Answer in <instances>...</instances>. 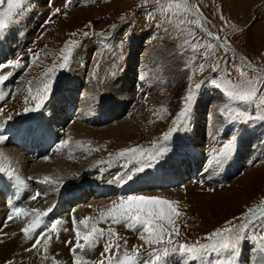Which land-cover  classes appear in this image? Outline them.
I'll return each instance as SVG.
<instances>
[{
    "label": "rangeland",
    "instance_id": "1",
    "mask_svg": "<svg viewBox=\"0 0 264 264\" xmlns=\"http://www.w3.org/2000/svg\"><path fill=\"white\" fill-rule=\"evenodd\" d=\"M186 2L188 7H185L183 0H158V2L149 0L148 3H145V0H48L42 12L43 22L39 24L33 37L18 42L14 37L10 39L7 35L14 33L12 29L21 23V20L24 21L28 10L36 5L33 0H25L24 8L27 11H23L16 22L0 34V52H3L0 64H9L13 60L20 59L24 65L21 68H0V76H8L0 87V91L5 94V99L0 100V110H2L0 124L6 121L11 122L12 125L23 124L29 120L54 121L56 116L50 114L54 110L53 99L59 97L62 86L66 87V90L67 86L74 83L79 85V100L83 102L84 109L88 112L92 108L97 109L94 113L90 111V116L80 117L77 107L75 115L72 119L66 120L65 125L55 123L57 133L52 124H47L48 128L53 130L55 137H58V141L54 142L52 148L50 147L54 151V155L53 152L49 153L51 157L44 152L34 156L26 151L20 152L30 157L32 164L53 158L76 163L86 157L87 160L85 159L84 162L88 164L84 169L81 164L78 165V162V171L50 177L58 181V185L40 182L45 176L23 175L16 168L14 161L7 154H3L5 171L0 172L6 173L7 178L15 183L18 182L13 173L30 179L31 187L42 194L35 200L30 198L25 201L20 195L14 203L19 202L18 207L27 210L30 204L34 203L35 208L38 206L41 212H47L51 208L53 220L59 218L65 221L60 226L59 238L53 235L43 264H62L63 259L67 261L63 264H74V257L70 251L75 244L73 215L77 221L87 217L98 218L102 211H107L113 201L118 202L120 197L143 195L178 202V210L183 214L177 220L180 236H174L173 239L190 245L197 242L210 243L207 236L216 229L223 228L227 221L232 220L234 224L239 225L244 222V214L249 209H264V171H262L264 170V120L255 118L258 113L254 106L260 103L261 93H264V86L260 83L264 80V0H249L245 10L240 8V0H186ZM177 4L180 7H176ZM6 7L5 2L4 5H0V10ZM83 8L87 9L82 13V20L78 15L71 14ZM56 9H60L59 14L52 15ZM197 18L200 20L199 24L195 22ZM66 27L68 28L65 29ZM207 32L213 35L208 36ZM4 37L8 38L10 44L16 42L8 49L9 54L5 53L7 49L2 46ZM214 37L219 38L214 39ZM227 46L233 50L231 51ZM34 53L38 54L35 64L31 62ZM65 56L68 57L66 62L63 60ZM61 63L65 64L63 68L60 67ZM128 65L131 70L127 68ZM213 66L219 70L218 73L213 71ZM253 66L260 78H253L260 87L254 104L249 105L238 99L229 98L223 88L242 84V71L247 76ZM49 69L54 71L51 73V91L48 97L38 111L25 112L26 107H34L36 103L30 98L29 88L31 95H35L44 83L49 82V78L45 75ZM124 75L129 76V79L131 77L128 88L126 85V89H129L127 91L120 90L122 86L125 87L122 80ZM213 78L222 86L221 88L211 83ZM201 82L204 83L195 95L188 116L181 123H175L176 116L184 107L183 98L187 94V89L189 87L195 89V85ZM122 93H126L124 105L119 104L121 103L119 101H123ZM26 98H28L27 103H25ZM118 106L121 110L114 113L113 109ZM222 108L226 109L224 113H221ZM237 109L247 110L252 114V118L229 116V112ZM108 110L109 113L113 112V118L100 121L97 116L103 114L102 111ZM198 114L202 116L200 121L198 118L202 125L199 129L201 133L199 141L194 140L193 136ZM92 117L99 122H93ZM75 124L94 129L96 140L94 136L74 139L68 135L67 129ZM42 127L43 125L41 128L34 127L36 133L28 132L26 138L28 139L30 135L37 136L43 130ZM61 127L63 129L60 130ZM172 129L178 130L173 132L167 142L168 150L162 157L152 162V166H145L144 171L136 173L128 183L115 182V177L137 166L135 163L117 160L116 154L119 151L136 146L149 149L153 147L154 142L163 145V134ZM112 132H120L122 135L111 136ZM102 136L108 137V141L101 142ZM69 137H71L69 145L61 148V143ZM232 137L236 138V142L231 155L222 165H216L212 162L213 149L220 147ZM11 138L12 133L8 135L9 141ZM15 138L13 134V139ZM9 141L6 140L0 144V147L17 149ZM89 148L91 150H85ZM193 160L195 163L192 162ZM182 161H187L191 168L195 167L199 170L197 177L180 178L175 185L170 186H161L162 182L160 186L156 185L154 188L139 186L146 181L157 182L168 179L173 174L174 168ZM252 169H256L257 184L247 186L242 182L240 184L235 182ZM231 171L228 182H214L222 175L228 177ZM204 173L209 175V179H205ZM231 182L238 186L230 191L231 194L236 190L241 191L240 195L235 192V195L241 199L238 207L210 208L202 227L198 231L187 232L185 230V225L189 223L187 216L191 215L190 209L197 208L195 203H199V200L206 205L216 201L219 203L218 199L222 197L224 191L230 190L228 187ZM112 183L123 187L121 194L98 193L106 191L105 188ZM5 185L7 186V183ZM90 189L93 194L91 192L86 198L77 197L80 191L84 193L85 190L88 192ZM30 192L36 193L34 190ZM194 196L196 199H192ZM188 197L191 199L187 200ZM10 198L11 196L7 200L1 199L2 206L6 212H9V216L12 215V210L7 207ZM104 200L108 202L103 208L89 214L81 211L78 215L76 212L79 207L93 206ZM248 223L247 238L237 249L238 264H261V261H264V252L259 251L262 243L259 237L264 234V228H261L264 219L258 215ZM97 226L104 229L113 228L123 238L120 241L122 250L124 240L127 241L129 252L134 246H143V241L139 239L141 231L139 227L132 230L126 226V222L115 224L111 221L100 222ZM80 228L84 230L83 225ZM69 240L72 241L71 245L67 243ZM34 242L35 238L30 246H24L22 250L30 248ZM104 243L105 240H101L99 246L92 250L85 249L81 252L78 249L77 254L86 264H98L104 251ZM147 251V246L141 247V252L145 256ZM229 255L227 252L212 253V258L226 259ZM119 258L122 259V256ZM171 259L172 264H182L184 257L179 253H173ZM190 264H199V262L191 261Z\"/></svg>",
    "mask_w": 264,
    "mask_h": 264
},
{
    "label": "snow or ice",
    "instance_id": "2",
    "mask_svg": "<svg viewBox=\"0 0 264 264\" xmlns=\"http://www.w3.org/2000/svg\"><path fill=\"white\" fill-rule=\"evenodd\" d=\"M7 3V7L4 10H0V34L4 33L13 23L16 22L17 17L23 12L27 11L24 8L25 0H0V5ZM149 0H145L148 3ZM158 2V0H157ZM185 7H188L186 0H183ZM171 7V5L169 6ZM176 7H180L179 4ZM199 9L197 8V12ZM60 9H56L52 15L59 14ZM196 23H200L197 18ZM87 35V33H84ZM208 36H212L211 32H207ZM219 37H214L218 39ZM195 47V45H194ZM38 54H33L32 63L35 64ZM67 56L63 58L66 62ZM64 63L60 64L63 68ZM5 67H24L20 59L11 61L9 64H0V68ZM201 67H203L201 65ZM54 69H49L45 75L49 78V82L43 84V87L38 90L35 95H31V88H29L30 98L34 100V107H26L25 112L38 111L48 94L51 91V73ZM213 71L218 73V69L213 66ZM11 75V73H9ZM243 83L240 85H232L231 87H224L223 91L229 98L238 99L242 103L253 105L260 92V87L254 82V79H260L257 76L255 68L250 71L249 75H245L242 71ZM8 76H0V83L7 80ZM202 83L195 85V89L189 87L187 89V94L184 99V107L182 111L176 116L175 123L179 124L186 118L191 110L192 104L195 100V95L198 93L199 89L202 87ZM211 83L217 88L222 86L217 84L216 79L213 78ZM230 83V82H226ZM261 86H264V80H261ZM260 103H256L255 109L258 113L255 118L264 120V93H261ZM5 99V94L0 91V100ZM25 99V103H27ZM2 111V110H0ZM226 109L222 108L221 113H224ZM229 116L235 118L251 119L252 114L247 110H235L229 112ZM178 129H172L169 132L163 134L162 140L163 145H159L156 142L153 143V147L149 149H144L142 146H136L133 148H125L116 154L117 160H125L127 163H135L137 166L134 169L126 171L123 175H119L114 178L115 182L128 183L131 181L136 173L144 171L145 166H152V162L158 160L162 157L167 149V142L170 140L174 131ZM8 138L4 135H0V144L4 143ZM71 137L68 140H64L60 147H67ZM236 138L232 137L227 142L223 143L220 147L213 149L212 152V162L216 165H222L225 160L229 158L231 152L234 148ZM85 150H91L85 149ZM0 171H5L3 166V154L0 153ZM14 178L17 182L23 186L24 181L13 173ZM44 184L58 185V181L52 180L50 177L45 176L42 181ZM112 181H110L111 183ZM209 191H215L214 189H209ZM42 194L36 192L32 199L35 200ZM178 202L171 201L168 199L158 198V197H147L143 195H129L127 197H120L119 201H113L112 205L107 209V211H102L98 218L87 217L83 220L77 221L73 215V226L75 231V244L71 247L70 251L74 257V264H84L81 260V256L77 254L79 249L83 252L85 249L92 250L99 246L101 240H105L104 251L101 253L100 260L98 264H172V254L179 253L184 257L182 264H190L191 261H198L199 264H238L237 260V249L241 246L242 241H244L246 236V230L249 228V221L252 218L259 215L261 219H264V209L251 210L249 209L243 217L244 222L236 225L234 221H227L223 228H218L207 236V240L210 243L200 244L199 242L194 244L179 243L178 240H174L173 237L180 236V226L177 220L182 215L177 207ZM52 211L51 208L47 212H41L38 209L27 210L20 207L12 208V215L8 217V220L13 219V217H27L29 212L34 213V219H32L28 225L22 229L26 237L32 239L35 237V242L31 248L26 249V251H39L40 246L43 241L44 251L47 252L50 241L53 235L59 238L60 226L65 223L61 219H55L50 222V224L44 229L37 233V229H40L43 224V218L47 217ZM111 221L115 224H121L126 222V226L129 229L135 230L138 227L141 229L139 233V239L143 241V246H147L148 251L145 256L141 252V247L134 246V248L129 252L127 249V241L124 240L123 250L121 248L120 241L123 239L119 234L111 227L104 229L97 225L100 222ZM79 225L84 226V230H81ZM264 228V225H261ZM67 231V229H64ZM262 243L260 244L259 251L264 252V234L260 237ZM83 241V242H82ZM68 244H72V241H67ZM222 252L229 253V257L226 259L212 258V253L220 254ZM122 256V259L119 257ZM45 259L47 257H44ZM7 264H13L10 260ZM264 264V261H261Z\"/></svg>",
    "mask_w": 264,
    "mask_h": 264
},
{
    "label": "bare ground",
    "instance_id": "3",
    "mask_svg": "<svg viewBox=\"0 0 264 264\" xmlns=\"http://www.w3.org/2000/svg\"><path fill=\"white\" fill-rule=\"evenodd\" d=\"M47 1L48 0H33V2L36 5L33 8L31 7V9L28 10L27 14L25 15L26 19L24 18L25 19L24 21L21 20V23H18L12 29V32H14V33L12 35H7V37H9L10 39L14 37L18 42L24 40L25 38L26 39L27 38H29V39L32 38L33 34L36 32V29L38 28L39 24H41L43 22L44 16L42 15V12H44L43 10H44V7H45ZM248 2H249V0H240V4H241L240 8L245 10L248 7ZM86 9L87 8H85V9L83 8V9L75 11V12H73L71 14H73V15L76 14L79 17H81V16H83V14H82L83 11L86 10ZM91 13H92V11H91ZM93 13H94V11H93ZM81 20H82V17H81ZM202 20L204 21L203 18H202ZM58 26H59V24H58ZM74 27H76V26L74 25ZM67 28L68 27H66L65 29H67ZM4 40L5 41H3L2 46H3V48L7 49L5 53L9 54L10 50H8V49H10L11 46H14L16 42L13 41V43L10 44L8 42V38H5V37H4ZM14 48L15 47H13V49ZM227 48L230 49L231 51L233 50L229 46H227ZM16 50H17V47H16ZM1 56H2V54L0 55V58H1ZM130 64H132V63H130ZM129 65L127 67L128 69L130 68ZM129 70H131V69H129ZM131 72H133V71H131ZM122 80H124V84H125L124 86L125 87L122 86L123 89H124V90H122V87L120 86L121 87L120 90L121 91L129 90V89H126V85H127V88H128V85H129L128 82H129V80H131V77L129 79V76L124 75L122 77ZM2 84L3 83H0V87L2 86ZM78 87H79V85H77L75 83H74V85L72 84V85L67 86L68 89H66V90H65L66 87L62 86L60 88V91H62L61 94H60L61 96L58 95L59 97H55L53 99V101H52L54 110L51 111L50 114L53 115V116H56L54 121H49V120L46 119L47 120L46 122L45 121L36 122V123H38L36 126H34V123H32L33 127L30 128V129H29V124H26L25 126L17 129L14 132V135L17 138L18 144L19 145L24 144L25 140L27 139L26 136H27L28 132L30 134H35L36 131H35L34 127L41 128V125H43L42 129L45 130L46 137H48L50 140L54 139L55 138V134H54L53 131L51 132V130L48 128L47 124L48 123L52 124L53 128L55 129L54 130L55 133H57L56 132L57 126L55 125V123H59L61 126L65 125L66 120L72 119L73 116L75 115V110H76L77 107H78V114H79L80 117L90 116L91 115L90 111H93V113H94V111H96L97 109L95 110V109L92 108L89 112L86 109H84V107L82 105L83 102L81 103L80 100H79ZM122 95H123V97H122L123 101H119V102H121L119 104L124 105V102H126V99L124 98L126 96V93H122ZM118 99H119V97H118ZM95 106H94V108H95ZM113 110H114V113H116V112L121 110V107H119V106H118V108L115 107ZM122 111H123V109H122ZM73 112H74V114H73ZM102 112H104V113L97 116V118L100 121H108L109 119L113 118L112 117L114 115L113 112L109 113L110 112L109 110L108 111H102ZM94 117H96V116H94ZM161 117H163V116H161ZM201 117L202 116L200 114H198V117L196 118L195 125H194L193 136H194V140H197V141H199L200 137H201V133L199 132V129L202 127V125L199 122ZM198 118H199V121H198ZM160 119H162V118H160ZM92 121L93 122H96V121L99 122L97 119H94L93 117H92ZM136 124H135V126H136ZM67 126H69V125H67ZM59 129L61 130V129H63V127L59 128ZM64 129H66V128L64 127ZM8 130L12 131L13 128L9 129L7 127L5 130L4 129H0V135H4L3 134L4 131H8ZM67 131H68V135H70L74 139L86 138L87 136L88 137H92V136H94V132H96L94 129H88V128L84 127L82 124L72 125V126H70L67 129ZM119 134L122 135V133H120V132H112L111 136H115L116 137ZM95 140H96V137H95ZM107 141H108V137H106V136H102L101 137V142H107ZM93 143H94V141H93ZM30 150L33 151V148H31ZM20 152L21 151H19L17 149H10V148L0 147V153L7 154L14 161V164H15L16 168L19 170V172H21L23 175H27V176H30V177L31 176H49V177L59 176V175H63L65 172H70L71 173L73 171H78V168H77V163L78 162H79L78 165L81 164L83 169L88 164L87 162H84L86 157L85 158L84 157L81 158L76 163H69L68 161H64L63 159L53 158L51 160L43 159V160L39 161L36 164H32L31 162H33V161H31V159H29L30 157L25 155L24 152L23 153H20ZM52 155H54V151H53ZM48 156H50V155L48 154ZM240 158H241V156H240ZM239 161L240 160H238V162ZM192 162L195 163V160H193ZM238 162H237V164H238ZM184 163H187V165H184ZM230 169H233V167H230ZM232 171L230 172V175L228 177H226L227 175H222L221 177L216 178L214 180V182H216V181L217 182L218 181L219 182H226L227 180H229V178H231ZM255 171H256V169L255 170L252 169L250 171H247V173H245L244 176H242L240 179L238 178L237 181H235V182L238 183V184H240L242 182V183H244L243 185L246 184L247 186L248 185L252 186L254 184H257V179H256L257 173H255ZM262 171H264V170H262ZM79 172H81V171H79ZM198 172H199V170L196 169L195 167L191 168L187 161H182L179 166L174 168L173 174L171 175L172 177L169 175L171 178L167 177L168 179H165V180L161 179V181H157V182L146 181V182L140 183L139 186H146V188H154L156 185H160L161 182H162L161 184H163V186L164 185L165 186L175 185L177 183V181L180 180V178H184L185 179V178H188L190 176L197 177ZM3 175H4V172H0V176H3ZM203 176L205 177V179H209V175L208 174L204 173ZM6 180H7L6 178L0 177V264H7V262L10 261V260L13 262V264H43L46 261V259L44 258V257H46V254H45L46 252L44 251V248H43V241H42V244H41L40 249H39L38 252L37 251L22 250V247L30 246L32 244L33 238L32 239L27 238L25 233L22 231V229L25 228L32 219L35 218L34 217V213L29 212V215L27 217H19V218L13 217V219L8 220V217H9L8 213L9 212H6V210L3 208L2 201H1L2 198H6L7 199L8 195H11V192L9 191V187L5 185ZM231 183L232 184H230V186L228 187V188H230V190H227V192L229 194L226 191H224V194L222 195V197L218 199V201H220L219 203L216 201L215 203L211 202L212 204H207L206 205L204 202H202V200H199L200 204L197 203V202H196L197 204L195 203L197 208L190 209L191 215L187 216L188 217L187 220L189 222L188 224L185 225V230L187 232L198 231V229H200L202 227V223L205 222L204 220L208 216L207 213L210 211V208L211 209H213V208L215 209V208H218V207H221V206H233V207H235L234 209H236L238 207L241 199L238 198V196L235 195V192L237 193V195H240L241 191L240 190H236L237 189L236 188L235 189L236 191L233 194H231L230 191L234 190L233 188L238 187L236 183H233V182H231ZM105 189H106V191H99L98 193H100L101 195L102 194H106V193L121 194L122 193L121 190L123 189V187H121L120 184L112 183L110 186L106 187ZM245 190L246 189H244V191ZM91 192L93 194L92 189H90V191H88V192L85 190L84 193H82L80 191V193L77 195V197L86 198L88 195L91 194ZM156 194H158V193H156ZM156 196H158V195H156ZM19 197H20V195L16 196L15 200L18 199ZM72 198H74V196H72ZM193 198L196 199L195 196L192 197V199ZM186 199L190 200L191 198L189 199V197H188ZM106 202H108V200L107 201L104 200L102 202L95 203V205H93V206L87 205V206H84V207H79V205H77L76 207L77 208L79 207V209H77L76 212L78 213V215L80 214L79 212H81V211L84 212V213L89 214V213L95 211L96 209L103 208L106 205ZM246 202H247V200H246ZM80 204H82V203H80ZM32 209H38V206L35 208V204L31 203L28 210H32ZM192 211H194V212H192ZM50 222L51 221H48L45 224H43L40 229H45L50 224ZM80 226L81 225H79V227ZM40 229H37V232ZM74 234H75V231H74ZM195 236H196V234H195ZM190 238L191 237H189V239ZM15 252H17V254H15ZM67 256H68V251H67ZM63 260L61 261L62 264L67 262V261H63ZM84 264H86V263H84Z\"/></svg>",
    "mask_w": 264,
    "mask_h": 264
}]
</instances>
